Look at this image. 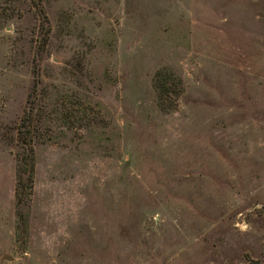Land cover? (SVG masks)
Returning a JSON list of instances; mask_svg holds the SVG:
<instances>
[{
  "label": "rangeland",
  "instance_id": "1",
  "mask_svg": "<svg viewBox=\"0 0 264 264\" xmlns=\"http://www.w3.org/2000/svg\"><path fill=\"white\" fill-rule=\"evenodd\" d=\"M0 264H264V0H0Z\"/></svg>",
  "mask_w": 264,
  "mask_h": 264
},
{
  "label": "trees",
  "instance_id": "2",
  "mask_svg": "<svg viewBox=\"0 0 264 264\" xmlns=\"http://www.w3.org/2000/svg\"><path fill=\"white\" fill-rule=\"evenodd\" d=\"M155 82L158 90V98L160 100L159 104L160 106H163L165 104V99L170 94L171 86L174 87V85L168 82L165 75H163L162 73H158L156 75Z\"/></svg>",
  "mask_w": 264,
  "mask_h": 264
}]
</instances>
